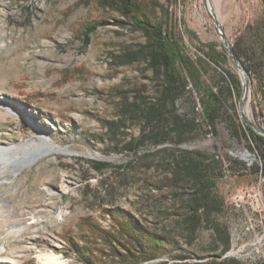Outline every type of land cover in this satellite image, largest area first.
I'll return each mask as SVG.
<instances>
[{
    "label": "rangeland",
    "instance_id": "rangeland-1",
    "mask_svg": "<svg viewBox=\"0 0 264 264\" xmlns=\"http://www.w3.org/2000/svg\"><path fill=\"white\" fill-rule=\"evenodd\" d=\"M155 1L162 7L156 12L158 18L182 37L189 57L198 64L203 87L218 91L222 82L229 84L226 71L241 82L232 62L216 65L204 55V46L213 45L218 53L224 50L213 18L229 48L237 46L239 63L255 60L253 49L264 41V0ZM117 19L95 0H0V148L42 137L59 148L108 159L55 154L33 161L40 146L33 152L19 151L18 161L0 170V264H41L48 257L54 264H83L69 250V242L89 247L106 263L104 247L90 233V223L113 233L105 213L113 208L129 211L161 233L177 235L181 253L190 263L200 257L221 261L204 220L193 243L187 245L182 220L172 215L187 203L191 191L186 178L172 187L168 184L180 152L209 158L211 193L224 203L212 221L224 226L230 237L223 258L264 264V161L260 156L264 146L255 150L243 133L241 97L228 96L225 88L218 91L221 110L214 133L208 134L201 111L202 88L189 86L190 94L176 108L196 129L179 146L170 139L158 147L143 143L130 152L99 139L104 133L102 121L114 116L116 89L145 84L147 94H154V86L145 80L149 74L140 66L118 67L114 62L113 56L123 46L142 42L139 34L119 28ZM93 26L96 30L86 36ZM248 81V120L264 130L259 85L249 76ZM127 133L137 137L136 130ZM244 151L250 154L247 161L235 156ZM5 154L7 158L8 151ZM93 163L108 167L96 172Z\"/></svg>",
    "mask_w": 264,
    "mask_h": 264
},
{
    "label": "trees",
    "instance_id": "trees-1",
    "mask_svg": "<svg viewBox=\"0 0 264 264\" xmlns=\"http://www.w3.org/2000/svg\"><path fill=\"white\" fill-rule=\"evenodd\" d=\"M97 6L105 11L116 14V25L139 34L142 42L134 47L123 46L122 52L113 56L118 67L137 65L142 68L145 80L154 86V94H147V85L134 89H116L117 103L111 120L102 121L104 133L101 142H108L115 148L121 145L122 151H134L135 147L149 143L158 147L173 139L179 146L188 133L196 129L193 121L177 113L179 100L190 94L189 86L200 85L201 111L203 122L208 128L206 132L213 134L215 124L221 110L219 90L225 88L228 96L240 98L242 85L238 78L228 73L229 84L222 82L217 90L203 87L202 74L198 64L189 57L182 37L174 32L171 26L164 24L157 16L162 8L155 0H95ZM96 26L87 29L86 36L96 30ZM186 33L194 39L197 37L190 31ZM206 58L218 66L231 62L223 50L218 53L213 45L204 46ZM233 55L240 60L242 57L236 47L230 48ZM255 60L242 62L250 81L259 85L261 99L264 102V41L253 49ZM225 84V87H224ZM221 93V92H220ZM247 136L255 150L264 146V137L253 132L243 123ZM195 128V129H194ZM130 130L137 131V137H130ZM128 140V141H126ZM249 151H253L248 147ZM261 159L264 161V154ZM209 158L197 153L180 152L172 164L170 187L181 182L182 178L190 181L189 199L172 214L177 215L183 224L184 238L187 245L195 240L201 222L210 227L213 241L219 250L217 257L221 261H206L200 257L197 262L190 263L189 257L181 253L177 235L159 232L146 220L135 217L122 208L107 209L105 213L113 223L114 232H107L95 224H91L90 233L101 240L104 247L101 252L107 259L103 263L95 253L84 245L69 242L71 250L83 264H241L234 259L223 258L230 249V237L226 228L212 221V216L223 211L222 200L212 196L214 181L208 179L210 171ZM213 161V159H212ZM96 172L108 167L106 163H93ZM164 213V216H170Z\"/></svg>",
    "mask_w": 264,
    "mask_h": 264
},
{
    "label": "bare ground",
    "instance_id": "bare-ground-1",
    "mask_svg": "<svg viewBox=\"0 0 264 264\" xmlns=\"http://www.w3.org/2000/svg\"><path fill=\"white\" fill-rule=\"evenodd\" d=\"M209 7H210V5H209ZM241 116L248 119V109H247L246 103L243 104ZM39 146L42 149H40V148L37 149ZM36 149L38 151L33 155V157H32L33 161L41 159L43 157L55 155V154H64V155H69V156H82V157L87 158V159H95V160H108V159H106L100 155H95V154L85 153V152H75V151L70 150V149L59 148L54 143H52L51 141L49 142L48 140H46L42 137H38L36 140H33L30 143H24L21 146H9L6 149L0 148V170L2 169V171H6L9 168L8 167L9 165L12 166V164H14L15 161H18L17 155H18L19 151L23 152V153H25V152L28 153V152H33ZM7 151L9 153V156L6 158L5 153ZM235 156L240 158L241 160H244V161H247L250 158V154L248 151H244L242 153H236ZM19 171L21 172L22 169H20ZM2 206H3V204L0 201V214L2 213L1 212ZM20 233H21V230L13 232V235H17ZM41 262H42L41 264H54V259H51L50 257L43 258L41 260Z\"/></svg>",
    "mask_w": 264,
    "mask_h": 264
},
{
    "label": "water",
    "instance_id": "water-1",
    "mask_svg": "<svg viewBox=\"0 0 264 264\" xmlns=\"http://www.w3.org/2000/svg\"><path fill=\"white\" fill-rule=\"evenodd\" d=\"M212 20H213V23L215 24V26L219 32L223 48H224L225 52L227 53V55L229 56L232 64L236 68L238 75L240 77V80H241L242 94H241V98H240V102H239V110H240V113L242 114L243 104L245 103L246 97L249 94L248 75H247L246 71L244 70L243 66L239 63L238 59L233 55L231 49L229 48V46L227 44V41H226L224 35L222 34V32L219 29V26L217 25V23L215 22V20L213 18H212ZM242 119H243L242 120L243 123L245 125H247L253 132L264 137V130L260 129L259 127L254 125L252 122H250L247 118H245L243 116H242Z\"/></svg>",
    "mask_w": 264,
    "mask_h": 264
}]
</instances>
